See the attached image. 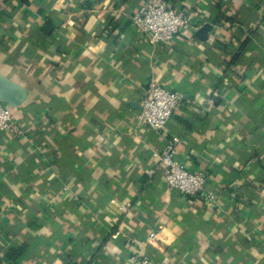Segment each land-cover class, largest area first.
I'll return each instance as SVG.
<instances>
[{
	"label": "crops",
	"instance_id": "1",
	"mask_svg": "<svg viewBox=\"0 0 264 264\" xmlns=\"http://www.w3.org/2000/svg\"><path fill=\"white\" fill-rule=\"evenodd\" d=\"M144 2L0 0L25 132L0 133V264H264V0H170L199 26L156 44L134 24ZM152 81L183 99L161 132L137 120ZM172 136L214 203L148 176Z\"/></svg>",
	"mask_w": 264,
	"mask_h": 264
},
{
	"label": "built area",
	"instance_id": "2",
	"mask_svg": "<svg viewBox=\"0 0 264 264\" xmlns=\"http://www.w3.org/2000/svg\"><path fill=\"white\" fill-rule=\"evenodd\" d=\"M134 24L151 44L168 43L176 34L199 26L184 11L176 9L170 0H145L134 17ZM182 104L183 99L178 91L160 82L152 81L149 83L137 116L138 123L150 127L155 132H161ZM2 132H12L18 137H25L24 130L16 122L13 109L0 99V133ZM180 141V136H172L167 140L162 151L155 153L157 161L147 171L148 176L152 177L157 171H161L169 189L188 196L203 192L204 200L207 203H214L217 192L206 188L208 181L206 172L191 171L177 158ZM111 202L115 203V199ZM120 209L124 207L120 206ZM145 241L148 244L158 243L159 231H150ZM132 260L134 264H153L151 257L146 253L136 254Z\"/></svg>",
	"mask_w": 264,
	"mask_h": 264
},
{
	"label": "water",
	"instance_id": "3",
	"mask_svg": "<svg viewBox=\"0 0 264 264\" xmlns=\"http://www.w3.org/2000/svg\"><path fill=\"white\" fill-rule=\"evenodd\" d=\"M211 27L210 24H205L199 34L206 33ZM23 90L16 84L9 82L5 76L0 74V99L12 107H18L22 103Z\"/></svg>",
	"mask_w": 264,
	"mask_h": 264
},
{
	"label": "trees",
	"instance_id": "4",
	"mask_svg": "<svg viewBox=\"0 0 264 264\" xmlns=\"http://www.w3.org/2000/svg\"><path fill=\"white\" fill-rule=\"evenodd\" d=\"M87 1V0H86ZM218 8H220V6L218 5ZM216 23H221L223 20H227V21H229L232 25H235L236 24V19H234V18H225L224 16L222 17V14H220V15H217L216 16ZM222 19V20H221ZM52 31H53V26L51 25V22L49 21V22H46L44 25H42V27H41V32H42V34H44V35H50V33H52ZM250 37H252L253 38V35H254V32L252 31V32H250ZM249 37L246 39V41H245V43H244V45L246 44V43H248V41H249ZM24 249H25V244H22V245H19L18 247H14V248H12L9 252H8V254H7V256H8V258H9V260H17L22 254H23V251H24Z\"/></svg>",
	"mask_w": 264,
	"mask_h": 264
}]
</instances>
